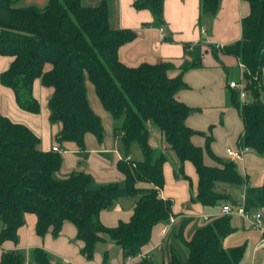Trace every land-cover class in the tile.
<instances>
[{
    "label": "trees",
    "instance_id": "1",
    "mask_svg": "<svg viewBox=\"0 0 264 264\" xmlns=\"http://www.w3.org/2000/svg\"><path fill=\"white\" fill-rule=\"evenodd\" d=\"M22 0H0V56L11 57L9 68L0 74V84L14 93L17 106L38 114L40 106L32 94V85L53 89L48 108L50 123L61 124L58 143L73 142L84 149V136L92 134L101 142L100 118L91 110L85 90V78L92 84L102 107L113 119V133L122 142L124 160L118 168L124 175L122 184L111 183L92 188V179L83 172L59 179L62 158L59 153L44 152L40 140L26 126L12 123L0 114V245L16 243L17 231L25 224L27 214L36 217L35 232L43 237L51 229L58 236L65 223L76 229L82 243L81 254L91 260L96 246L106 241L120 248L124 259L135 258L150 242L156 225L166 224L172 215V203L159 197L164 187L163 165L167 157L150 145L151 129L158 131L172 150L182 173L184 162L195 168L198 181L192 202L216 209L230 201L218 192L219 184L231 188L244 185L232 161L216 159L220 167L204 164V152L211 155L210 137L205 149L192 144L191 138L202 133L185 125L192 109L179 102L176 94L185 88L183 74L201 65V44H184V53L191 58L178 69L170 63L141 64L136 68L123 65L118 59L121 46L132 42L135 33L114 29L109 21L105 1L87 6L83 0H49L44 8H20ZM249 14L241 21V38L222 47L221 52L235 57L249 72L245 75L247 92L252 101L240 105L232 91V104L238 109L243 134L240 149L264 156V91L261 73L264 68V0H244ZM220 0H200L199 24L213 18ZM164 0H136L135 10H148L153 23L146 27L162 29ZM164 40H168L164 37ZM51 66L48 72L43 68ZM136 143L141 161L128 158ZM147 188H138V185ZM120 199L134 200L130 220L107 228L100 222L102 212L114 209ZM232 207L236 204L231 202ZM244 208L247 212L264 207V181L261 187L246 188ZM231 217H220L198 228L184 242L186 261L173 254L168 264H240L245 244L224 249L223 240L232 234ZM107 262L104 255L103 264ZM53 264L42 249L30 251L27 261L19 252H7L0 264ZM133 264H154L149 258Z\"/></svg>",
    "mask_w": 264,
    "mask_h": 264
},
{
    "label": "crops",
    "instance_id": "2",
    "mask_svg": "<svg viewBox=\"0 0 264 264\" xmlns=\"http://www.w3.org/2000/svg\"><path fill=\"white\" fill-rule=\"evenodd\" d=\"M48 1L22 0L18 7L35 6L41 9ZM102 1L107 4L109 21L114 29H127L135 33V39L118 50L119 61L127 67L170 63L178 69L185 62H191V58L184 53L183 45L202 42L201 65L183 74L185 88L178 91L176 99L192 109L185 120V125L202 133L191 138L192 144L205 149L206 137H210L211 155L204 152V164L209 167H220L216 159L232 161L227 157L226 150H240L238 143L243 134V123L238 109L232 104V91L228 84L240 80L241 70L240 62L235 57L221 52L220 49L240 40L241 21L249 14L248 3L244 0H220L215 17H205L200 25V0H164L165 26L160 29L146 27L153 23V17L148 10H135L133 3L136 0H83L87 6H98ZM164 37L168 40H164ZM12 61L11 57L0 56V74L9 68ZM50 69L49 64L43 68L44 72ZM261 81L264 87V68ZM85 88L88 89L87 101L93 111L94 104L90 102L93 86L87 78H85ZM32 94L40 106L38 114L21 110L16 104L12 90L0 84V114L12 123L26 126L39 138L42 151L50 152L54 145L58 146L62 158L57 173L59 179H66L72 173L83 172L91 177L93 189L111 183H123L124 175L118 168V162L124 160V151L119 144L120 139L114 133L106 135L101 142H98L92 134H86L83 150L73 142L58 143L56 137L61 124H52L49 120L48 102L53 89L43 86L41 79H36L32 85ZM252 100L248 94L247 102ZM259 100L264 103V91L260 93ZM150 145L162 150L167 157V162L162 168L164 187L160 190L159 197L171 201V217L175 222L171 225L167 223L156 225L152 230L150 242L142 248L141 253L147 255L154 264H168L172 253L170 252L171 258L168 260L165 243L166 241L169 243V236L174 230L178 239L183 243L187 242L198 228L209 223H205L201 219L202 216H210L212 222L220 218L217 215L221 206L231 205L235 200L219 203L216 209L205 208L200 203L192 202L198 181L193 165L184 162L182 171L178 173L186 176L187 180L182 179L181 176L176 178L174 170L180 168V162L176 154L166 147L162 135L155 129H151ZM128 158L141 161L140 149L130 147ZM232 162L236 165L238 175L244 180L243 186L235 187L238 192L240 191V196L233 194L243 199L242 204H236L237 207L244 205L246 188L262 186L264 156L246 150L240 160ZM147 187L144 184L138 185V188ZM235 188L219 184L217 191L230 197ZM133 207L134 200L120 199L113 210L100 214V222L107 228L116 227L120 222L126 223L132 216ZM250 213H263L261 226L264 229V207L251 210ZM35 224L36 217L27 214L25 224L17 231L16 243L4 242L0 245V260L3 253L19 252L28 261L30 251L38 248L49 255L53 264H103L106 254V264H133L140 261L139 258L124 259L120 248L111 241L98 244L93 258L87 260L81 254L83 245L76 239V229L72 224L65 223L58 236H53L50 229L43 237L36 234ZM231 226L234 231L223 240L224 249L236 247L237 241H244V236L240 238L239 234L246 231V227L250 229L249 224L238 216H231ZM2 228L0 224V231ZM253 232L255 235L250 236L249 260L244 264H264V250L255 249L261 239V233L255 230ZM228 240H231L230 244H227ZM248 243L246 237L245 245L247 246Z\"/></svg>",
    "mask_w": 264,
    "mask_h": 264
},
{
    "label": "built area",
    "instance_id": "3",
    "mask_svg": "<svg viewBox=\"0 0 264 264\" xmlns=\"http://www.w3.org/2000/svg\"><path fill=\"white\" fill-rule=\"evenodd\" d=\"M240 70H241V77L240 80L238 82L235 81H231L228 84L229 89L234 90L237 92L238 94V99L240 102V105H245L247 102V85H246V80H245V75L249 74L248 70L240 63L239 64ZM52 152L55 153H60V149L58 148L57 145H54L51 149ZM246 151V149L242 150H238V151H233L230 149L226 150V155L228 158H230V160L232 161H237L240 160L242 157V153ZM219 217H231V216H238L240 217L242 220H244L245 222H247L249 224V227L252 230L255 231H259L261 233V239L259 240L258 244L256 245V250H264V229L262 228V219H263V213H256V214H251L250 212H247L244 208V206H237L235 208H233L232 206L226 204L221 206L220 211L218 213ZM201 219L207 223L210 222L211 217L210 216H202ZM175 222V219L170 217L169 222L167 223V225H171ZM139 258L144 259V258H149L147 255L145 254H138L135 258H131V260ZM27 264V263H26ZM69 264V263H67Z\"/></svg>",
    "mask_w": 264,
    "mask_h": 264
},
{
    "label": "rangeland",
    "instance_id": "4",
    "mask_svg": "<svg viewBox=\"0 0 264 264\" xmlns=\"http://www.w3.org/2000/svg\"><path fill=\"white\" fill-rule=\"evenodd\" d=\"M85 90H86V97H87V90L88 89L85 88ZM90 102H93V104H94V110H93L94 114H96L100 118L101 127H102V133H103L102 140H103V139H105L106 135H108V134L112 135L113 134V119H112L111 115L106 110H104V108L102 107L98 97L96 96V94L93 91V88H92ZM119 144L122 146L121 140H119ZM131 147L132 148L136 147V149L139 150V147H138V145L136 143H133L131 145ZM233 194H236L237 196H240V191L238 192L236 190V188L233 189V192H231V194L229 195L230 197H228V199L229 200H231V199L235 200V204H242L243 199H241V197L239 199V198L235 197ZM246 229H247L246 231L244 230L246 232V234H245L244 231H242L239 234L240 238L242 236H244V241H242V242L241 241H237L235 243V244H237L236 246L244 245L245 244V239H246V237H248L249 243H248L247 246L245 245L243 261L241 262V264H244L245 261L249 260L250 250H251V245H250L251 239H250V236H254L255 235V233L253 232L254 230H252L251 228L248 229L247 227H246ZM174 232H175V230L169 236V243H168V241H166V243H165V247H166L165 251L167 253L166 256H167V259L169 260L171 258V253H172L177 259H179V260L184 262V261H186V259L188 257V251H187V248L185 247L184 243L175 236ZM247 233L249 234L248 236H247ZM230 243H231V240H228L227 244H230ZM170 248H171V250H170Z\"/></svg>",
    "mask_w": 264,
    "mask_h": 264
}]
</instances>
